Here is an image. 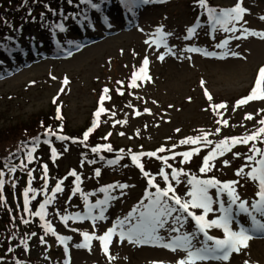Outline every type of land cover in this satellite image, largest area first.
<instances>
[{"label":"rangeland","instance_id":"1","mask_svg":"<svg viewBox=\"0 0 264 264\" xmlns=\"http://www.w3.org/2000/svg\"><path fill=\"white\" fill-rule=\"evenodd\" d=\"M16 1L19 4L21 0ZM236 2L237 0H211L212 4L223 8H230ZM113 3L115 9L111 19L114 26H108L107 29L99 24L92 31L85 28V36L95 31L98 37L94 38L93 44L82 46L70 57H52L55 49L51 36L36 30L34 26L23 25L26 27L23 34H14L16 38H12L8 45L12 49L23 51L22 55L13 60L4 59V65L0 68V167L11 157L3 159L17 147L19 141L36 134L42 128L52 126L59 128L60 132L61 128H65L64 131L72 139L82 141L83 132L91 127L93 111L98 109L100 97L105 95V88L109 91L102 106L111 113L101 119L99 130L92 131L88 141L79 144L74 139L75 142H56L57 145L50 148L41 147L32 162L23 163V168L29 166L30 170L35 169L32 187L44 193L43 196L36 192L29 193V212L24 211L23 193L26 186L23 190L18 187L12 190H4L3 187L0 190V195L2 192L7 195L10 209L15 211L12 215L14 221H8L2 212L0 229L7 226L11 229L17 222L29 237L28 248L21 253L16 249L11 255L14 260H30L34 264H176L186 256L185 253L172 254L159 245L156 248L132 247L128 242L120 241L119 228L117 235L112 237L107 256L98 239L90 242V249L78 247L85 243L81 233L102 236L117 220H124L144 198L147 178L128 158V153L131 152L128 149L155 152V157L144 156L146 158L141 163L145 172L154 176L155 183L161 185L165 183L159 175L163 169L169 182L175 185L176 194L185 199L188 198L187 192L191 190V185L182 175L179 183L171 180L172 168L202 176L200 168L203 166V158L217 143L264 127L259 123L264 120V100L250 101L246 105L235 107L238 100L250 94L255 87L259 69L264 67V40L256 36L237 40L235 36L241 35L240 32L226 33L218 26L214 31L203 24L196 30L195 39H186L187 29L191 28L199 10H202L198 7V0H154L153 3L141 6L137 21L129 24L130 28L124 27L117 0H113ZM242 6L246 12L236 27L264 32V20L261 19L264 17V0H243ZM77 24L79 25L78 19L72 21L68 34L62 40L70 41L76 37L77 41L83 37L78 38V33H82ZM157 28L171 34L167 36L166 43L174 54L170 55L163 46L157 49L155 44L149 46L145 43L146 40H153L152 34ZM155 39L159 40L160 37ZM224 40L229 41L228 45L218 47ZM188 47L198 49V53L183 51ZM4 50L5 48H0V60L5 56ZM219 53H223L225 59H219ZM161 54L165 56L163 61L158 58ZM145 57L149 60L147 75L150 79H138L136 86L131 87L133 73L142 75L140 69ZM65 78L68 80L67 85L63 83ZM61 88L64 89L63 92L60 91ZM205 90L213 98L212 105L223 103L227 107L214 110L204 95ZM57 107L60 108L61 120L55 119ZM248 115H251V120L246 119ZM224 121H227V125ZM202 134H207L210 144L203 140L199 146L181 144V141L189 137L196 138ZM97 146L103 150L93 153L91 149ZM105 146H110L111 150H106ZM161 147L165 152L158 151ZM51 148L56 149V158L52 157ZM197 148L199 152L188 162L182 163L183 156L180 154L193 152ZM249 148V145H237L224 156L211 161L212 167L206 172L210 173V179L222 183L238 181L240 189L255 192L252 181L243 175H235L244 166L245 154L249 153ZM120 154L126 156L122 163H107L108 155L115 157ZM165 158L167 164L164 163ZM91 159L97 163L99 170L94 169V172L90 169ZM225 161L228 166H225ZM43 165H47L51 176V179L47 176L49 184L46 187L44 172L35 168ZM249 170L245 168V172ZM72 171L80 177L79 187L83 196L75 195L77 181L70 175ZM96 171L100 172L98 177ZM0 172L5 173L3 170ZM15 178L23 183L20 177ZM60 181L63 182V191L56 193L55 199L45 207L46 216L41 220L35 213L40 211V204L46 196L52 195ZM121 184L129 187L121 190L118 187ZM107 186L116 187L110 190V195L115 199H111L105 206V219L93 221L85 218L87 210L82 208L83 197L91 200L97 196L104 197L100 189ZM240 189L236 190L237 194L250 204V199ZM14 195L17 197L14 198ZM79 207L84 212L79 214V219H74L73 213L80 210ZM96 208H92L91 212ZM218 209L214 204L208 219L218 218ZM195 210L202 214V210ZM65 216L70 217L66 222L63 220ZM134 221L132 219L130 223ZM45 223L51 225L55 234L45 231L42 227ZM189 223L187 220L181 232H192ZM127 228L128 222L125 223L124 230L127 231ZM232 228L235 230V227ZM160 232L163 240L158 241V244L167 243L171 236L177 234L170 233L168 226ZM213 235L218 237L216 233ZM57 236L70 239L62 244ZM65 246L68 249L67 255ZM245 261L248 264H264V242L249 241L248 247L230 257L227 264H245Z\"/></svg>","mask_w":264,"mask_h":264},{"label":"snow or ice","instance_id":"2","mask_svg":"<svg viewBox=\"0 0 264 264\" xmlns=\"http://www.w3.org/2000/svg\"><path fill=\"white\" fill-rule=\"evenodd\" d=\"M72 0H68V3H71ZM154 0H119V3L123 5L129 12H132L135 15V9L139 8L141 5H148L153 3ZM161 2H167V0H161ZM81 4H85L90 6L91 8L100 11V5L97 3H93L92 0H80ZM243 0H237L234 6L230 8H222L217 9L211 7L208 3V0H198V7L207 13V19L212 26L213 30H216L217 26L222 29L224 32H231L233 34L240 32L241 35L235 36L237 40L247 39L248 36H256L257 38L264 40V32H256L251 31L247 28H237L236 25L239 24L243 16L245 15L246 9L242 6ZM50 10V9H49ZM51 11V10H50ZM55 15V13H53ZM31 15V13H29ZM43 16V13H41ZM264 20V17H261ZM111 25H109L110 27ZM53 30V34H55V30L58 29L60 33H64L67 31L65 25L63 23H57L51 26ZM199 27V23L196 26L187 29V37L186 39H190L196 32ZM171 35L170 33H165L162 28H157L156 32L152 34L153 40L150 42L148 40L145 41L146 44L151 46L152 44L156 45V48L159 49L161 46L168 49L169 54H174L171 48H168L166 43L167 36ZM159 36L160 39L157 40L155 37ZM229 41L224 40L223 43L219 44L218 47L224 48L228 45ZM79 48V45H77ZM185 52H195L198 51L196 48L188 47L183 49ZM204 55H209V53H204ZM236 55V53H233ZM159 60L163 61L165 56L163 54L158 56ZM149 64V60L147 57L143 60V66L140 69V73L142 75H137L136 72L132 75V83L131 87L136 86V81L138 79L148 80L150 79L147 75V67ZM65 85L68 84L67 78H65ZM120 83V82H118ZM201 87H203V82H201ZM61 92L64 91L63 88L60 89ZM105 95L100 97L101 105L105 99L106 94L109 89L105 88ZM121 95L123 93H120ZM204 95L210 102V106L213 109H225L227 105L221 103L212 105V96L205 90ZM255 100H264V67H261L258 71L257 79L255 81V87L252 88L250 94L245 98H242L236 102L235 107H240L248 104L250 101ZM56 103V99H53V104ZM105 112L103 106H101L98 111L95 113L96 117H99L101 113ZM55 119L61 120L62 116L60 114V108L56 109ZM246 119L251 120V115L246 116ZM220 121H217L219 123ZM261 125H264V120L259 122ZM224 124L227 125V121H224ZM98 126V122L94 121L92 124V128L84 133V141H87L90 132ZM62 130V129H61ZM179 131V130H177ZM203 133V130H201ZM218 131V130H217ZM51 132V129L45 131L44 135L47 137ZM55 135V133H51ZM110 135V134H109ZM122 135V133H121ZM264 127H261L253 133L252 135L243 136V137H233L226 138L219 143H217L214 148L211 149L209 154L203 158V166L200 168V172L206 173L211 165V161L215 160L217 157L224 156L227 152H230L233 147L237 145H248L251 143V147L249 148V153L245 154V164L235 173L236 176H245L250 181L254 182L257 185L258 191L256 193L258 199L251 202L250 207L247 201L241 199V197L237 194L234 185L238 183V181L232 182H220L216 179H197L192 176L188 179V183L191 185V190L187 192V197L182 199L179 195L176 194L175 189L172 184L169 182L168 175L164 172L163 169L160 170L159 175L163 177L166 187H160L157 183H155V177L151 176L149 173L145 172L144 166L141 163V156H147L149 158L155 157V152H148L142 154H131V162L132 164L140 169V171L147 178V185L149 188L154 189V192H146L145 199L147 200V204L141 201L140 205L133 209L134 212H139V215L135 217L136 222L130 223L133 219V213H129L128 216L124 220H117L113 227L109 228L107 232H105L102 236H94L90 235L88 232H83L81 235L84 238L85 243L78 245V247H87L90 249V242L94 239H98L101 243V247L104 250V254L108 255V247L112 240V237L117 235V228L120 229L118 235L121 242L127 240L130 244L137 243H154L158 241H162L163 237H161L158 233L165 229L168 226V231L170 233H177L175 236H171L168 243H160V247L167 248L171 251L181 250L186 256L184 258L179 259L176 264H198V262L203 261H228L233 253H239L242 248L248 247V242L253 239L251 233H264V222L257 217L264 218V149L256 147V142L259 140L260 143H264ZM59 140L66 141L69 137L65 135H59L56 137ZM107 137H105L106 139ZM203 140L206 144H210L211 141L208 140L207 134H202L201 136H197L196 138L189 137L186 140L181 141V144H191L196 145ZM39 137L34 138L31 142L32 147L27 149L26 156L28 162H32L33 153L36 151L35 145L39 143ZM75 142V141H74ZM45 144H49V141L45 139L43 141ZM26 147V146H25ZM106 150H111L110 146H105ZM66 150V149H65ZM93 153H97L101 151L99 146L91 149ZM159 152H165V149L161 147L158 149ZM199 152V149H194L193 152H183L180 155L183 156V161L188 162L190 158ZM51 155L53 158L57 157V151L55 148H51ZM237 154V158H238ZM95 161H92L94 163ZM110 164H115L116 161H110ZM164 163L167 164V158H165ZM10 164V159L5 161V166L8 167ZM225 166H228V162H224ZM23 162L20 167H23ZM168 167H171L168 165ZM245 168H249L250 170L245 172ZM44 169V186H47V165H43ZM10 172H15V167H9ZM96 176L100 175L99 171H96ZM70 175L76 178L77 184L75 191H81L80 177L77 176L75 171L70 172ZM181 175H188L184 173L182 170H177L176 168H172L171 170V180L180 182ZM4 176L3 172H0V178ZM29 185L32 181V172L28 173ZM3 179H0V190L3 188ZM63 182L60 181L56 184L55 188L52 191V195L46 196L44 202L40 204V211L35 213V215L39 216L41 220H44L46 216L45 207L55 199L56 193L62 192L63 189L61 184ZM116 186H107L102 187L100 192L104 193L103 200H98L96 205L88 206V214L85 218H91L93 221L103 220L105 219V207L108 205L111 199H115L110 195V190ZM121 190L129 187L126 184H121L118 186ZM215 188L217 197L224 192L227 191L228 196V206L225 207V203L217 199V201L213 200V197L209 194V189ZM33 189L31 187L27 188L24 195V211L29 212V192H32ZM83 196V193H81ZM85 203L87 204V197H83ZM219 203V217L216 219H207L210 213L213 212V204ZM93 207H97L100 209L99 216L91 215V209ZM235 208V211H234ZM200 209L202 210V214L197 215L193 210ZM241 214H244L245 220L243 223H238V230H234L232 228V224L236 221ZM188 218L192 222H194V230L192 232H181L182 228H185ZM70 217L65 216L63 220L66 222ZM76 219H79V214H77ZM250 219L251 227L246 228L243 226L244 223ZM128 222L127 231L124 230L125 223ZM24 223H28V221H24ZM45 231H52L54 233V229H52L50 224L45 223L42 225ZM216 228L222 229L223 238H214L212 235H209V229ZM203 234V239L200 240L199 246L196 245L198 234ZM35 235V233H33ZM57 239L63 244L66 240L70 239L68 237H60L57 236ZM43 242V238H41ZM210 242V243H209ZM65 255L68 253V249L65 246ZM111 259V258H110ZM245 264H248L245 261Z\"/></svg>","mask_w":264,"mask_h":264},{"label":"trees","instance_id":"3","mask_svg":"<svg viewBox=\"0 0 264 264\" xmlns=\"http://www.w3.org/2000/svg\"><path fill=\"white\" fill-rule=\"evenodd\" d=\"M37 3L38 2H36V4ZM34 4V0H21L19 1V4L16 0H0V36L2 33L7 32L9 28L11 29V27L16 28L23 23L31 24L32 22H38L39 20L37 21V16L34 13V9L36 8ZM29 13H31V15H29ZM46 129L54 128H42L38 131V133H43ZM26 141H28L27 138L19 141L17 143V147L14 148L13 151H11L8 155L16 156L19 154L25 147ZM6 180L11 179L6 178L5 181ZM8 185H10L11 188L13 186H17L15 183ZM8 203L9 199L7 195L2 192L0 195V221H3L1 219L2 212L4 216H7L6 218L8 221H14V217H12L14 211L10 209L11 207ZM15 224L16 225L11 229L7 228L9 226L0 229V264H13L15 260L14 256L11 257V255L15 253L17 247H24L26 242H28L29 237L24 233V231L21 230V227L17 224V222H15Z\"/></svg>","mask_w":264,"mask_h":264}]
</instances>
